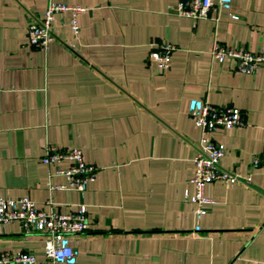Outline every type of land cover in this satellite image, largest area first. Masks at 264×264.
<instances>
[{"label": "crops", "instance_id": "0c3cea01", "mask_svg": "<svg viewBox=\"0 0 264 264\" xmlns=\"http://www.w3.org/2000/svg\"><path fill=\"white\" fill-rule=\"evenodd\" d=\"M48 1L84 11L76 36L69 13H56L43 51L28 45L26 26ZM173 2L0 0V197L73 209L75 191L46 187L45 143L78 147L96 167L83 196L87 229L69 237L72 261L46 258L41 235L16 222L0 228V253L31 252L35 264H264V66L241 73L209 55L214 40L264 51V0H230L197 20L169 12ZM161 42L176 46L163 72L150 56ZM192 101L242 112L244 125L210 137L224 146L219 166L248 177L205 186L214 203L196 231L186 200L198 139Z\"/></svg>", "mask_w": 264, "mask_h": 264}, {"label": "built area", "instance_id": "2783aa9c", "mask_svg": "<svg viewBox=\"0 0 264 264\" xmlns=\"http://www.w3.org/2000/svg\"><path fill=\"white\" fill-rule=\"evenodd\" d=\"M230 0H174L167 5V10L174 15L191 20L206 19L211 12L229 6ZM84 11V7L66 5L48 1L41 17L33 19L26 26L28 45L45 51L54 34V15L68 12V27L73 36L78 33L76 15ZM231 18H237L230 15ZM176 46L169 42L158 43L150 56L158 71L168 68L170 55ZM209 55L217 62L226 59L235 61L233 70L241 73H253L264 66V51H249L243 46H226L212 41ZM188 111L194 127L198 130V139L192 156V174L187 183L192 187V193L186 200L192 205L191 212L195 218L193 230L199 229L198 219L209 213L214 203L206 196L204 188L212 181H219L225 186L234 183L248 182V177H241L231 170H225L218 164L224 154V146L214 141L210 133L216 128H230L244 125L242 112L229 105H212L206 102L192 101ZM40 162L51 166L47 174L46 187L49 190H72L77 194V202L73 209L67 212L44 209L27 196L17 198L0 197V228L8 223L16 222L25 233H39L43 240V255L54 263L72 261L76 254L74 246L69 243V237L85 232L87 222L83 203L84 192L93 179L96 167L83 160L81 149L56 147L45 143ZM65 161L66 167L59 164ZM259 157L253 156L250 164L258 165ZM51 176L63 177V182L54 184L49 181ZM46 204H50L49 201ZM0 264H35L31 252L16 251L0 253Z\"/></svg>", "mask_w": 264, "mask_h": 264}]
</instances>
